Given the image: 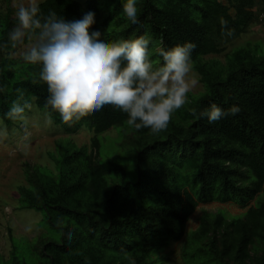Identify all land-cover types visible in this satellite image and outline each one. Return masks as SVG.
Returning a JSON list of instances; mask_svg holds the SVG:
<instances>
[{
	"label": "trees",
	"instance_id": "1",
	"mask_svg": "<svg viewBox=\"0 0 264 264\" xmlns=\"http://www.w3.org/2000/svg\"><path fill=\"white\" fill-rule=\"evenodd\" d=\"M124 2L119 0L106 17L100 14V24V0L38 3L44 15L52 10L69 21L94 12L90 31L99 30L109 42L149 31L156 46L161 40L166 48L195 43L193 69L203 90L190 94V103L158 135L129 127L127 114L111 105L64 123L58 112L45 108L48 91L38 77L41 66L11 56L10 44L1 50L6 55L0 58V117L7 125L13 120L5 114L17 99L16 90L22 89L32 106L49 112L67 133L87 125L94 134L90 147L70 140L59 143L54 168L27 166L22 206L43 211L61 232L59 238L37 242L35 251L45 259L41 263L153 264V254L169 240L187 238L183 249L189 264H264V194L256 202L264 191V45L247 43L226 52L230 41L264 19V0H138V24L124 15ZM12 12H0V43L18 23ZM222 19L233 30L231 36L222 34ZM223 52L225 61L206 58ZM152 59L160 60L155 53ZM212 103L240 111L214 123L192 115V109L199 113ZM118 127L134 131L131 140L126 138L136 150L134 173L126 165L99 160L98 135ZM211 202L234 203L245 212L232 218L206 213L188 234L199 204ZM6 264L30 263L14 251Z\"/></svg>",
	"mask_w": 264,
	"mask_h": 264
},
{
	"label": "clouds",
	"instance_id": "2",
	"mask_svg": "<svg viewBox=\"0 0 264 264\" xmlns=\"http://www.w3.org/2000/svg\"><path fill=\"white\" fill-rule=\"evenodd\" d=\"M137 0H126L123 13L132 24H138ZM17 25L7 33V41L0 50L23 44L27 37L31 43L21 53L24 62L41 66L39 80L47 85L45 108L58 112L64 123L111 105L127 114L126 124L139 131L149 129L158 135L168 129L174 113L190 103L189 93L198 80L193 74L192 53L195 43H177L165 47L160 41L154 49L160 60L154 62L150 49L152 38L146 34L120 41L101 39L99 30L90 31L95 13L86 12L81 19L66 20L50 10L41 12L37 0H27L16 11ZM222 33L231 36L227 21L221 20ZM3 89L0 88V91ZM6 117L27 125L25 110L32 107L22 89H17ZM240 111L232 106L227 111L212 103L192 115L207 118L209 123ZM45 123H53L49 112ZM27 131L25 139H27ZM7 129H0V137ZM71 239V233H68Z\"/></svg>",
	"mask_w": 264,
	"mask_h": 264
},
{
	"label": "rangeland",
	"instance_id": "3",
	"mask_svg": "<svg viewBox=\"0 0 264 264\" xmlns=\"http://www.w3.org/2000/svg\"><path fill=\"white\" fill-rule=\"evenodd\" d=\"M39 1L41 0H37V2ZM118 1L100 0L101 9L96 15L99 24L98 16L101 14L100 18L106 17ZM22 3L26 4L27 0H0V12H8V9L11 8L13 10L12 16L16 17V11ZM124 27L125 25L112 26L118 30ZM146 35L152 38L149 31L146 32ZM120 40L122 39L118 41ZM258 42L264 45V19H259L247 33L230 41L226 45V52L247 43L254 45ZM30 43L31 41L25 38L23 44L18 45L9 54L15 58H21V53ZM156 47L158 46L155 42L150 46L153 54ZM224 53L208 55L206 58L213 57L225 61ZM3 54L6 55L0 50V58L4 56ZM193 74L198 83L189 95H196L203 90L199 75L194 69ZM44 114V110L35 106L25 110L28 121L26 126L21 121H13L11 125H7L0 117V129H7V136L0 137V264L9 262L14 251L17 252L20 259L30 264H42L41 261L45 259L35 251L37 242L48 236L58 238L61 236L60 230L47 221L43 211L25 208L20 202V187L27 185V166L41 165L54 168L53 154L56 153L57 145L66 143L67 140L77 146H91V139L94 134L87 125L82 126L76 133L69 134L64 130L62 123L53 122L51 125H47ZM121 129L119 127L113 128L98 135L100 141L99 160L108 165L110 162L126 165L128 170L134 173L136 170V150L130 141L134 136V131L129 130L127 133ZM26 131L28 133L27 139H25ZM126 138H130V140L128 141ZM132 177L135 178V174ZM198 189L199 186H195V190L191 189L196 197ZM263 192L257 197V203L263 199ZM244 212L245 209L234 203H201L188 222L187 233L189 234L199 226L201 217L206 213H222L228 218H232L240 216ZM168 242L167 246L153 254V264H189L183 249L187 243V238L179 242L174 240Z\"/></svg>",
	"mask_w": 264,
	"mask_h": 264
}]
</instances>
